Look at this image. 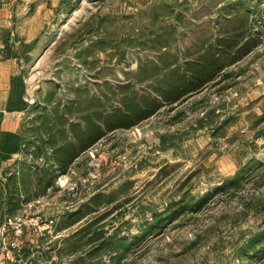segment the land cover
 Masks as SVG:
<instances>
[{"label": "rangeland", "instance_id": "obj_1", "mask_svg": "<svg viewBox=\"0 0 264 264\" xmlns=\"http://www.w3.org/2000/svg\"><path fill=\"white\" fill-rule=\"evenodd\" d=\"M40 1L42 32L15 51L27 149L44 153L0 160V264H264L248 244L264 230V0ZM199 59L223 69L171 102ZM64 141L79 155L60 166ZM24 168L47 171L8 183Z\"/></svg>", "mask_w": 264, "mask_h": 264}, {"label": "trees", "instance_id": "obj_2", "mask_svg": "<svg viewBox=\"0 0 264 264\" xmlns=\"http://www.w3.org/2000/svg\"><path fill=\"white\" fill-rule=\"evenodd\" d=\"M249 17V16H248ZM247 26H250V24H247ZM241 40L240 38H233L232 41H230L228 44L229 45H224L221 46L223 43L220 41L214 42L215 47H217V49H225V50H229L230 48L234 49L235 45L237 44V42ZM220 46V47H218ZM210 49V51L212 52V48H208ZM6 55H13V56H21L20 54H18L15 50L10 49L8 50V52L6 53ZM214 56V53H213ZM202 57H205V55H203ZM215 57V56H214ZM217 60V59H216ZM201 64H204V66L202 68H197L195 72L190 73V78H188L187 80L183 81L182 83V76L181 77H174V83H173V92L176 94H178L177 96H175L171 102L173 101H177L178 99H180L182 96L186 95L188 92H193L196 90H201L204 87L207 86V84L209 83V81H212L215 79V75L217 74V72H219L220 70L223 69V65H217L215 68L212 67L213 63H217V62H212L210 64V61H203L202 59H199ZM25 93H26V82H25V77L20 73L17 74L15 76L12 77L11 80V93H10V97L8 99L7 102V109L8 110H24V109H28L32 104L29 102V100L25 99ZM169 93V92H168ZM170 93L172 94V92L170 91ZM163 94V93H161ZM167 96V95H166ZM127 103V102H126ZM156 105V101L152 98L151 101L148 100L147 104L143 105L140 101H137L136 103H131L128 101L127 103V107H125L124 109L120 108V107H115L114 110L110 113L111 117L113 118H108L109 121H112V124H115L117 126H125L127 124H129L127 121H119L117 120V116L119 115H123V117L127 114H129L132 109L135 111L136 108L140 109V113L132 118V119H136L140 116H144L143 118L151 115L152 113V109L151 107L154 108V106ZM151 110V111H149ZM133 112V111H132ZM108 115V116H110ZM146 115V116H145ZM3 116V113H0V123H1V118ZM94 117H92V115L88 114V117L85 118V120L87 121V127L86 129L88 130L89 133H91V135L88 136V139L85 138L86 140L90 141L95 139V137H93V134L98 135L100 134V128L94 127ZM142 118V117H140ZM131 119V120H132ZM74 127V126H73ZM79 126H75L74 128H78ZM67 130L66 125H63V127H61L60 131L65 132ZM87 130H82L81 127H79V131H80V137H83V135H86V131ZM55 131V130H54ZM27 128H25V125L23 127L22 133H15L12 131H3L0 127V160L2 159H8L10 158L14 153H18L21 152L22 150L25 151L27 150L29 154H32L33 156H36L37 158H40L42 156V154L44 153V148H43V143L41 144H37L36 150L30 151L27 149ZM93 137V138H92ZM90 144V143H89ZM88 143H85L84 145L80 146L81 148L85 149V147H87V145H89ZM25 147V148H23ZM76 144H74V142L72 141H64L62 143V145H55V148L57 150H62L60 151V155H59V159L58 161H60V166L61 163L64 162L65 165H68L69 163H73L75 158L79 155L78 152L75 150ZM55 162V161H54ZM67 166H64V168L62 169L63 172H66ZM47 169L44 170H39V171H29L27 169H21V173L19 174V172L15 171V172H9V179L11 182V177L12 178H17V177H24L25 180H27L29 178V173L30 175H34L35 173H40V172H45L46 173ZM35 172V173H34ZM48 174V173H47ZM40 175V174H39ZM51 176V175H49ZM28 177V178H27ZM41 177V176H40ZM47 184V183H46ZM51 184V183H48ZM10 184L8 185V190H7V198L11 199L12 194H14L11 191L10 188ZM24 186L26 187V181L24 183ZM159 215L157 216V218L155 217L156 221H160L162 218L163 214L158 213ZM161 218V219H160ZM160 219V220H159ZM6 224V228L7 230L10 229L11 224H9L8 222L5 223ZM2 225V221H0V228ZM4 225V224H3ZM113 241L111 242V245H113ZM248 244L252 246L253 249H258L259 252H261L262 256L264 257V230L254 233L253 236L249 239ZM117 250V249H116ZM29 264H39L38 262H36L35 260H31ZM45 264H54L53 262H49V260L45 263Z\"/></svg>", "mask_w": 264, "mask_h": 264}, {"label": "crops", "instance_id": "obj_3", "mask_svg": "<svg viewBox=\"0 0 264 264\" xmlns=\"http://www.w3.org/2000/svg\"><path fill=\"white\" fill-rule=\"evenodd\" d=\"M45 7L40 0H0V113H3L0 127L3 131L22 133L26 113V109H7L11 80L22 72V59L6 53L15 50L21 40L30 42L39 36L44 25L41 9Z\"/></svg>", "mask_w": 264, "mask_h": 264}, {"label": "built area", "instance_id": "obj_4", "mask_svg": "<svg viewBox=\"0 0 264 264\" xmlns=\"http://www.w3.org/2000/svg\"><path fill=\"white\" fill-rule=\"evenodd\" d=\"M11 221H12V219H10V222H11ZM20 226H21V224H20ZM20 226L17 227V232H18V233H20V232L22 231V229H23V228L20 227ZM3 229H4V231L7 230V228H6V224L3 225Z\"/></svg>", "mask_w": 264, "mask_h": 264}]
</instances>
